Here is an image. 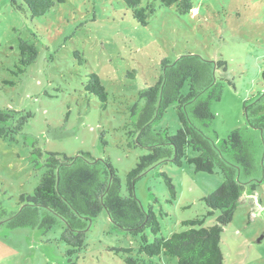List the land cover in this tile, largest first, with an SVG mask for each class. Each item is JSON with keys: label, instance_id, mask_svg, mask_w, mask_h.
Wrapping results in <instances>:
<instances>
[{"label": "rangeland", "instance_id": "obj_1", "mask_svg": "<svg viewBox=\"0 0 264 264\" xmlns=\"http://www.w3.org/2000/svg\"><path fill=\"white\" fill-rule=\"evenodd\" d=\"M191 1L193 16L179 17L173 8L155 4L148 25L141 27L120 0H54V7L36 19L0 0V111L20 113L1 127L11 128L18 118L32 115L19 133L0 137V264H70L60 241L61 222L47 233L8 227L20 211L19 197L33 194L46 171L48 153L75 157L88 152L95 160H108L124 186L127 173L148 154L140 147L129 148L134 139L129 132L142 102L135 116L131 109L146 83L157 78L160 61L186 53L226 62L227 78L233 80V86L223 85L220 101L211 104L207 136L218 146L241 129L253 142L256 172L251 183L257 187L251 191L244 185L232 221L221 234L222 264H264L262 132L248 127L243 110L245 101L264 94V0ZM147 3L153 0H142L143 6ZM20 41L37 50L36 61L28 67L19 64ZM91 73L107 93L104 107L85 90ZM178 128L176 108L170 106L153 130L174 135ZM162 174L170 178L174 198ZM223 181L219 171L208 174L186 163H167L148 170L134 193L144 209L152 208L159 236L168 238L187 230L182 225L186 221L203 220L201 228L215 225L219 213L207 216L203 198ZM85 243L72 262L125 264L124 255L113 250L137 246L111 230L105 212L88 227ZM154 264L176 262L161 256Z\"/></svg>", "mask_w": 264, "mask_h": 264}, {"label": "trees", "instance_id": "obj_2", "mask_svg": "<svg viewBox=\"0 0 264 264\" xmlns=\"http://www.w3.org/2000/svg\"><path fill=\"white\" fill-rule=\"evenodd\" d=\"M120 1L131 11L133 21L141 27L148 25L156 5L173 8L179 17L193 16L195 11L191 0H153V3L144 6L142 0ZM56 2L62 3L63 0ZM9 4L13 11H26L31 19H36L54 7V0H9ZM19 51L22 67L36 61L34 45L20 41ZM74 55L77 57L79 54L75 52ZM22 73L19 69V74ZM131 74L134 79L135 74ZM88 78L86 92L98 98L104 107L107 93L100 79L94 73ZM224 84L234 85L233 80L227 78L224 61L204 59L191 53L182 54L174 61L162 59L157 78L153 83H146L131 109L132 116H135L138 103L142 102L134 130L129 132L134 136L129 148L140 147L148 154L140 157L135 168L127 173L124 186L108 160H95L88 152H81L75 157L48 153L45 173L32 195L19 197L20 211L8 221V227L39 229L47 233L61 222L64 227L60 241L66 245L65 255L70 264H76L71 260L77 259L86 249L88 227L105 212L112 231L137 242V246L113 250L124 255L125 264H154L161 260V256L174 259L176 264H222L221 234L232 221L244 185L248 184L251 191L257 187L256 183H251L256 172L253 142L245 139L241 129L232 131L218 146L206 134L213 120L211 104L220 101ZM170 106L176 108L178 130L174 135L165 129L155 132L154 126ZM243 110L248 127L262 132L264 170V94L245 101ZM4 112L0 111L1 138L19 133L27 120L32 118L31 114H27L18 118L16 125L5 128L1 125L20 113ZM188 151L196 156L189 157ZM36 154L40 156L38 150ZM167 163L176 167L186 163L193 166L196 172L221 173L223 184L203 198L210 210L207 216L219 213L215 225L201 228L203 220L196 219L183 222L182 225L188 229L181 233H173L168 238L159 236L157 217L151 207H142L135 196L134 186L148 170ZM162 175L174 198L175 190L170 178ZM240 175L244 179L240 180Z\"/></svg>", "mask_w": 264, "mask_h": 264}]
</instances>
